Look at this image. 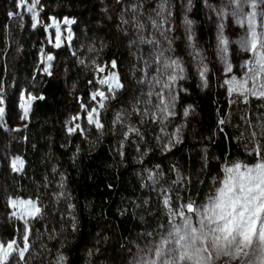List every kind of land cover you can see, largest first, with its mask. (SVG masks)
<instances>
[{
    "label": "trees",
    "instance_id": "16d2710c",
    "mask_svg": "<svg viewBox=\"0 0 264 264\" xmlns=\"http://www.w3.org/2000/svg\"><path fill=\"white\" fill-rule=\"evenodd\" d=\"M40 1L45 20L51 15L74 19V43L91 23L109 27L114 42L96 64L114 60L121 88L101 109L94 143L83 144L77 137L63 141L59 124L67 108L65 93L73 87L77 95L86 97L94 65L79 64L62 47L55 52L51 74L42 73L43 30L28 24L22 30L14 29V0H0V88L5 108L17 114V95L22 90L35 96L25 127L14 133L0 129V142L13 135L17 138L7 157L0 154V245L16 239L24 227L9 214L10 200L16 197L37 201L44 218L29 222L30 232L49 236L37 248L30 244L21 260L10 256L2 264H56L53 256L57 253L66 257L65 264H80L83 246L111 229L116 248L132 255L157 239L167 224L165 197L172 207L178 202H199L222 165L236 160L253 164L260 158L261 150L249 148L248 138L231 114L229 99L218 88L213 53L209 87L202 89L188 67L189 80L176 89L171 119L160 126L150 117L145 96L156 71L152 39L161 35L162 46L169 34L168 16L179 18L171 1L119 0L113 21L104 8L115 0ZM187 15L201 21L202 0H191ZM118 107H127L137 123L136 132L121 137L120 158L115 153L119 137L112 131ZM186 110L189 114L184 118ZM169 123L170 128L178 125L181 134L165 151L159 136ZM14 155L22 159L20 171L7 160ZM97 260L94 257L92 264Z\"/></svg>",
    "mask_w": 264,
    "mask_h": 264
},
{
    "label": "rangeland",
    "instance_id": "374dc122",
    "mask_svg": "<svg viewBox=\"0 0 264 264\" xmlns=\"http://www.w3.org/2000/svg\"><path fill=\"white\" fill-rule=\"evenodd\" d=\"M167 1L178 10L179 18L168 16L169 34L162 46L161 35L152 39L156 71L149 78L145 96L150 117L160 126L171 119L176 108V89L189 80L188 67L195 72L202 89L209 87L213 53L218 88L229 99L231 114L248 138L249 148L261 150V155L253 164L236 160L222 165L199 202H178L172 207L165 197L167 224L159 237L141 250L132 255L118 250L115 231L111 229L83 246L80 264H92L94 257H98L97 264H264V0H202L201 21L187 15L191 0ZM118 5L119 0H115L104 8L110 21ZM12 8L14 29L22 30L28 24L31 28L39 26L44 32L39 54L42 73L51 74L56 65L55 52L62 47L79 64L94 65L86 97L77 95L73 87L67 89V108L59 124L63 141L77 137L83 144L94 143L96 130L101 126V109L121 88L114 60L96 64L98 56L114 42L109 27L101 22L91 23L74 43L73 18L51 15L45 20L40 0H14ZM160 17L165 20L162 11ZM34 97L22 90L17 95L18 112L14 114L6 110L0 88V129L14 133L25 127ZM188 114L186 110L184 118ZM143 116L147 118L146 113ZM136 125L127 107L117 108L112 131L119 137L115 148L118 158L122 152L121 137L136 132ZM171 125L160 129L159 140L165 151L180 139L181 129L178 125L170 128ZM181 125L185 126L184 121ZM13 140L17 141L14 135L0 142V154L8 156ZM7 160L14 169L21 170L19 156ZM9 207L10 216L24 227L16 239L0 245V264L10 256L21 260L30 244L37 248L44 237H49L30 232L29 222L44 218L37 201L16 197L10 200ZM53 260L65 264L66 257L57 253Z\"/></svg>",
    "mask_w": 264,
    "mask_h": 264
}]
</instances>
